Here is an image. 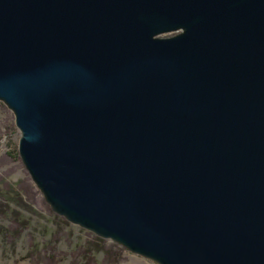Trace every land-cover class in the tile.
<instances>
[{"label":"water","instance_id":"1","mask_svg":"<svg viewBox=\"0 0 264 264\" xmlns=\"http://www.w3.org/2000/svg\"><path fill=\"white\" fill-rule=\"evenodd\" d=\"M0 101L69 222L264 264V0H0Z\"/></svg>","mask_w":264,"mask_h":264},{"label":"rangeland","instance_id":"2","mask_svg":"<svg viewBox=\"0 0 264 264\" xmlns=\"http://www.w3.org/2000/svg\"><path fill=\"white\" fill-rule=\"evenodd\" d=\"M20 135L14 113L0 101V196L10 205L7 214L0 215V264H103V253H97L94 261L83 255L97 235L71 222L66 224L62 219L65 217L51 208L33 182L19 155ZM22 182L31 184V199L20 188ZM20 195L27 203L24 207L16 203ZM13 210L29 222L15 240L5 235L7 228L12 229ZM106 240L107 245L119 244ZM114 264L159 263L125 248L121 261Z\"/></svg>","mask_w":264,"mask_h":264},{"label":"trees","instance_id":"3","mask_svg":"<svg viewBox=\"0 0 264 264\" xmlns=\"http://www.w3.org/2000/svg\"><path fill=\"white\" fill-rule=\"evenodd\" d=\"M20 188L25 192L26 196L31 199L32 197V189L31 184H28L26 182H22L20 184ZM7 198H4L0 196V215H6L7 212L10 210V205L6 201ZM16 203L19 206H26L27 203L24 202L23 196L20 195L18 198H16ZM14 217H13V225L12 229L5 231L6 236H10L11 239L14 238V240L21 236L23 230H25L28 227V220L25 218L20 217V213L16 210H13ZM63 221L66 224H70L68 220L65 218H62ZM62 228V227H61ZM5 229V228H4ZM119 244H113V245H107V240L95 236L94 240L89 243V245L83 250V255L86 260L93 259L96 257L97 253H103V264H114L119 263L121 259L123 258V251L125 250L124 247L118 246Z\"/></svg>","mask_w":264,"mask_h":264}]
</instances>
